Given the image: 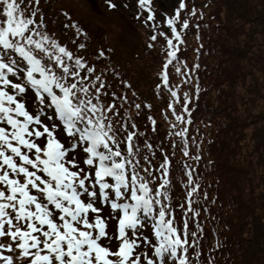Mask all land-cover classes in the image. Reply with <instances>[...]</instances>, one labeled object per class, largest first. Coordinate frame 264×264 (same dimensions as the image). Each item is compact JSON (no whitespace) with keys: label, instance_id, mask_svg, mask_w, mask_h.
I'll return each instance as SVG.
<instances>
[{"label":"snow or ice","instance_id":"obj_1","mask_svg":"<svg viewBox=\"0 0 264 264\" xmlns=\"http://www.w3.org/2000/svg\"><path fill=\"white\" fill-rule=\"evenodd\" d=\"M137 4L155 29L151 0ZM186 8L179 0L165 14L169 32L149 38V47L166 40L155 88L160 98L167 93L168 135L158 139L153 104L105 63L112 49L90 50L88 31L67 12L73 38L57 36L41 0H0V264H201L204 227L193 207L200 185L175 159L177 147L190 156L187 125L200 89L181 94L169 73L173 66L186 85L199 68L179 56L197 11L182 19ZM177 166L187 177L182 200L174 195Z\"/></svg>","mask_w":264,"mask_h":264},{"label":"trees","instance_id":"obj_2","mask_svg":"<svg viewBox=\"0 0 264 264\" xmlns=\"http://www.w3.org/2000/svg\"><path fill=\"white\" fill-rule=\"evenodd\" d=\"M173 2L164 8L159 25L155 29L149 27L144 43L145 51H152L145 63L153 73H143L142 80L136 82L111 58L105 61L131 83L140 100L153 104L150 114L158 122V139L168 135V123L161 114L167 93L160 98L155 88L166 40L158 36L154 47L148 45L154 32H169L165 14L174 13L179 0ZM185 3L182 19L193 6L197 11L195 16L188 17L190 23L184 30L185 44L179 56L188 68L197 63L199 68L191 73L194 79L186 85L181 84L183 77L175 73L173 66L169 73L171 82L180 84L181 94L184 91L193 94L196 83L200 89L198 98L190 105L192 122L187 125L190 156L183 157L177 147L175 159L188 163L200 185L193 197V207L199 210L204 227L201 264H206L209 256L214 258L213 264H264V0H185ZM41 5L48 29L70 41L73 31L64 28L68 23L64 12L52 13L49 3ZM89 48L95 50L99 46L93 49L89 41ZM181 70L184 71L182 66ZM132 111L134 114L135 110ZM148 114L147 109L142 111L137 123H147ZM169 120H174L170 113ZM196 155L199 160L191 158ZM173 176L174 195L182 200L186 193L180 181L187 177L179 166ZM217 241L220 246L215 248ZM22 264H27V260Z\"/></svg>","mask_w":264,"mask_h":264},{"label":"rangeland","instance_id":"obj_3","mask_svg":"<svg viewBox=\"0 0 264 264\" xmlns=\"http://www.w3.org/2000/svg\"><path fill=\"white\" fill-rule=\"evenodd\" d=\"M114 2L117 4L115 10L109 9L101 0H41L43 5L49 3L50 12L59 10L67 12L73 21L83 26L89 33L91 48L99 46L112 49L110 58L113 63L120 65L137 80L136 82H140L143 73H153V69L145 63L149 61L147 54L152 51L146 52L144 46L152 22L144 23L147 12L139 9L137 0ZM151 3L155 13L154 22L159 25V17L164 8L174 2L151 0ZM138 11H143L139 19ZM149 234V229L145 230V235Z\"/></svg>","mask_w":264,"mask_h":264},{"label":"water","instance_id":"obj_4","mask_svg":"<svg viewBox=\"0 0 264 264\" xmlns=\"http://www.w3.org/2000/svg\"><path fill=\"white\" fill-rule=\"evenodd\" d=\"M105 1V0H104Z\"/></svg>","mask_w":264,"mask_h":264}]
</instances>
